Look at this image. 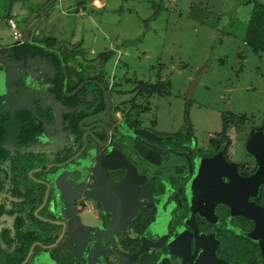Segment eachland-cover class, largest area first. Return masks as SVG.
<instances>
[{"label":"flooded vegetation","instance_id":"flooded-vegetation-1","mask_svg":"<svg viewBox=\"0 0 264 264\" xmlns=\"http://www.w3.org/2000/svg\"><path fill=\"white\" fill-rule=\"evenodd\" d=\"M76 75L89 114L58 149L31 143L50 154L29 175L42 199L24 235L0 234V264H264V119L165 131L145 115L159 79Z\"/></svg>","mask_w":264,"mask_h":264},{"label":"rangeland","instance_id":"rangeland-1","mask_svg":"<svg viewBox=\"0 0 264 264\" xmlns=\"http://www.w3.org/2000/svg\"><path fill=\"white\" fill-rule=\"evenodd\" d=\"M102 1L101 7L87 6L91 34L77 43L80 53L94 60L105 53L99 66L116 77L119 87L124 88V77L162 81L145 113L156 120L157 129L191 125L198 135L214 133L223 123L227 130L237 114L257 123L264 119V53H252L244 43L252 4L264 0ZM70 2L62 8L69 11L76 0ZM16 3L0 0L5 42L9 31L3 14ZM79 20L83 28L84 17ZM51 23L57 30V20Z\"/></svg>","mask_w":264,"mask_h":264},{"label":"trees","instance_id":"trees-1","mask_svg":"<svg viewBox=\"0 0 264 264\" xmlns=\"http://www.w3.org/2000/svg\"><path fill=\"white\" fill-rule=\"evenodd\" d=\"M85 0H76L83 4ZM46 48L59 49L58 41L54 37L38 39ZM244 43L252 53H264V4L254 2L250 9L244 33ZM12 56L23 59L27 56L44 54L54 68L53 77L49 79L48 94L52 101L59 102L68 112L62 114L65 129L79 137L78 122L89 114V104L84 99L86 86L77 89L73 94H64L62 91V68L59 59L53 51H44L42 47L26 40L11 47ZM81 54L77 45L70 49L69 56ZM65 65L67 80L65 92L70 93L76 85L87 75H76L74 79L66 65V56L60 51ZM158 84H163L157 81ZM145 90V89H144ZM97 98V97H96ZM94 98V103L96 101ZM99 104L93 110H98ZM86 103V105H85ZM85 105V106H84ZM32 108L19 107L7 110L0 105V220H12L14 231L1 229V235H24L23 220H33L32 208L36 207L41 199L43 186L36 183L27 173L33 168L43 165L48 161L49 153L38 151L31 147L35 138L43 132L44 124H51L54 116L48 106H43L39 99L31 101ZM84 106V107H83ZM80 107V109H78ZM222 117V121H223ZM15 222L18 224H15ZM20 257L16 258L18 262Z\"/></svg>","mask_w":264,"mask_h":264},{"label":"crops","instance_id":"crops-1","mask_svg":"<svg viewBox=\"0 0 264 264\" xmlns=\"http://www.w3.org/2000/svg\"><path fill=\"white\" fill-rule=\"evenodd\" d=\"M70 1L23 0V6L17 0V3L14 4L16 7L3 14V22L9 31V40L7 42L1 40V31L3 30L0 23V105L7 110L19 107L32 108L31 101L39 99L43 106L51 108L54 116L52 124H44L43 132L32 142L34 148L41 150L48 148L58 149L69 137V132L65 129L62 122V113L66 112L67 108L63 107L59 102H51L52 100L48 94V81L53 77L54 68L44 54L32 57L27 56L23 59H16L12 56L11 47L15 43L10 35L7 19L15 20L21 38L24 40L21 31L22 26L30 17L34 16L26 26L28 41L40 43L38 39L47 36L57 39L59 49L53 50L61 51L65 54L66 65L72 76H75L76 70H79L80 66L96 67L100 65L106 55L105 53H100L97 60L86 56L85 53H76L73 57L69 56L70 46L76 44L80 49L81 45L77 43L84 42L83 35L89 36L91 34V16L87 10V6L101 7L103 1L85 0L83 4L75 2L68 8L69 11L64 10L62 7ZM72 2L74 0L70 3ZM80 16L84 17L86 21L83 28H81ZM15 17L21 19V24H19V21ZM52 20H57V30L51 28ZM66 23L70 26H67ZM67 27L69 30L66 29ZM77 27L84 34H80L76 30ZM62 37L67 38L64 39ZM43 50L47 51L46 49ZM89 53H93L92 49L89 50Z\"/></svg>","mask_w":264,"mask_h":264},{"label":"water","instance_id":"water-1","mask_svg":"<svg viewBox=\"0 0 264 264\" xmlns=\"http://www.w3.org/2000/svg\"><path fill=\"white\" fill-rule=\"evenodd\" d=\"M53 0H50V2H52ZM46 5V4H45ZM41 11V10H40ZM34 16H32V17H30V19L29 20H27L24 24H23V26H22V29H21V31H22V37L24 38V40H26V41H28V33H27V29H26V26H27V24L29 23V21L33 18ZM29 42V41H28ZM30 43H33L34 45H37V46H40V47H42L43 49H46V50H48V51H53L56 55H57V57H58V59H59V62H60V66H61V68H62V74H63V79H62V91H63V93L64 94H73L84 82H86V81H83V83H79L70 93H66L65 92V84H66V79H67V74H66V70H65V65H64V62H63V60H62V57H61V54H60V52L59 51H57V50H53V49H50V48H46L43 44H41V43H37V42H30ZM100 86V88L102 89V91H103V94H105V91H104V89H103V87L101 86V85H99ZM83 140H84V134H83ZM39 168L37 167V168H34L32 171H36V170H38ZM86 170H87V168H86ZM30 173H31V170L30 171H28V175H30ZM71 176H72V174H70ZM45 195H46V192H45ZM44 200H45V198H44Z\"/></svg>","mask_w":264,"mask_h":264},{"label":"built area","instance_id":"built-area-1","mask_svg":"<svg viewBox=\"0 0 264 264\" xmlns=\"http://www.w3.org/2000/svg\"><path fill=\"white\" fill-rule=\"evenodd\" d=\"M7 24L10 29V35L14 41L15 44H18L22 41L21 34L19 32V29L17 27V24L13 19H7Z\"/></svg>","mask_w":264,"mask_h":264}]
</instances>
